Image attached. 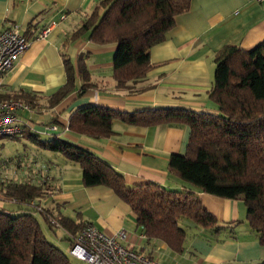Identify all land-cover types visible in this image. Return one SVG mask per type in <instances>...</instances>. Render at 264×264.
Returning <instances> with one entry per match:
<instances>
[{
    "label": "crops",
    "instance_id": "obj_1",
    "mask_svg": "<svg viewBox=\"0 0 264 264\" xmlns=\"http://www.w3.org/2000/svg\"><path fill=\"white\" fill-rule=\"evenodd\" d=\"M101 1L0 0V32L17 25L29 40L28 49L0 79V101L28 104L31 112L20 114L32 126L28 135L43 141L56 137L91 152L121 174L130 187L155 184L170 192L192 193L221 229L204 230L183 222V250L174 252L165 243L147 239L130 207L110 189L85 188L77 164L43 149L30 154L31 182L46 190L35 203L53 217L67 218L75 224L89 223L110 236L122 231L127 236L125 246L161 264L264 263V246L249 228L241 200L205 194L168 171L169 157L186 152L187 126L144 128L114 121L113 135L99 140L67 130L72 113L87 106L126 113L184 109L216 114L217 107L208 100L215 55L225 47L248 52L264 41V2L190 0L189 9L175 17L165 40L150 49L151 68L146 76L118 89L112 78L117 45L94 44L88 34L71 40ZM46 29L47 35L39 37ZM64 58L75 68L80 59L88 81L77 75L75 90L51 106V96L66 82ZM84 84L88 87L82 92ZM51 232L69 246L64 230Z\"/></svg>",
    "mask_w": 264,
    "mask_h": 264
},
{
    "label": "trees",
    "instance_id": "obj_2",
    "mask_svg": "<svg viewBox=\"0 0 264 264\" xmlns=\"http://www.w3.org/2000/svg\"><path fill=\"white\" fill-rule=\"evenodd\" d=\"M189 5L190 0H103L71 40L88 34L94 44H116L112 78L116 88L124 89L146 76L151 68L150 49L165 40L175 17L185 13ZM214 63L208 100L217 107L216 114L184 109L126 113L87 106L72 113L67 130L99 140L113 135L114 121L144 128L187 126L190 133L186 152L169 157L168 171L205 194L241 200L246 222L264 246V41L248 52L222 48ZM63 66L66 82L51 96V106L75 90L77 75L88 81L80 59L75 68L64 58ZM87 87L84 84L81 91ZM23 136L39 149L59 153L77 164L85 188L110 189L130 207L147 239L165 243L174 252L183 250V222L204 230L221 229L192 193L170 192L155 184L130 187L113 167L85 149L56 137L43 141L28 132ZM45 193V187L33 184L31 179L17 184L0 182V203L14 207L8 210L0 206V264H70L68 257L48 241L42 222L50 231L64 230L69 248L83 225L53 217L39 207L35 202Z\"/></svg>",
    "mask_w": 264,
    "mask_h": 264
},
{
    "label": "built area",
    "instance_id": "obj_3",
    "mask_svg": "<svg viewBox=\"0 0 264 264\" xmlns=\"http://www.w3.org/2000/svg\"><path fill=\"white\" fill-rule=\"evenodd\" d=\"M264 2V0H255ZM48 29L39 37H45ZM29 47V40L21 33L17 25L0 32V79L15 65L20 56ZM23 112L30 113V106L19 100L0 101V138H20L32 130L29 121L20 117ZM56 131V128H52ZM56 227L58 225L52 222ZM127 236L124 232L107 235L89 223L82 226L72 238L68 255L85 264H161L145 254L124 245Z\"/></svg>",
    "mask_w": 264,
    "mask_h": 264
},
{
    "label": "rangeland",
    "instance_id": "obj_4",
    "mask_svg": "<svg viewBox=\"0 0 264 264\" xmlns=\"http://www.w3.org/2000/svg\"><path fill=\"white\" fill-rule=\"evenodd\" d=\"M40 151L42 150L33 145L27 136L14 139L0 138V182L17 184L29 181L32 170L30 154ZM0 206L1 208L4 206L3 208L8 210L14 208L5 203H0ZM42 229L48 241L57 246L68 257L70 264H85L69 257L67 242L60 241L59 237L55 236L43 222Z\"/></svg>",
    "mask_w": 264,
    "mask_h": 264
}]
</instances>
